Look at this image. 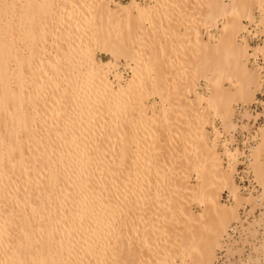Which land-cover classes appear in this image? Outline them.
I'll return each instance as SVG.
<instances>
[{
    "label": "bare ground",
    "instance_id": "obj_1",
    "mask_svg": "<svg viewBox=\"0 0 264 264\" xmlns=\"http://www.w3.org/2000/svg\"><path fill=\"white\" fill-rule=\"evenodd\" d=\"M256 9L264 38V0H0V264H213L244 199L206 126L254 101Z\"/></svg>",
    "mask_w": 264,
    "mask_h": 264
},
{
    "label": "rangeland",
    "instance_id": "obj_2",
    "mask_svg": "<svg viewBox=\"0 0 264 264\" xmlns=\"http://www.w3.org/2000/svg\"><path fill=\"white\" fill-rule=\"evenodd\" d=\"M132 1L134 0H115V5L125 7ZM135 1L145 5L154 0ZM225 2L229 3V0H225ZM254 15L256 18L254 23L244 20V25L247 26L250 34L243 32L238 38L240 43H243V38L246 39L250 46V54H254V50L260 47L264 41L259 26L262 12L260 13V9H256ZM222 28L223 21L220 20L217 27L210 29V36L217 38ZM204 37L207 41L206 33ZM94 58L102 66L114 62L113 56L105 51L97 50L94 53ZM126 64L127 61L121 59L117 63V71L109 76L112 82H116L115 85H117V81L114 75L117 73L122 75L124 81L131 79V69ZM248 67L258 70L261 84L259 88H255L254 101L248 103V105L239 103L234 107L233 123L236 126L235 129L225 130L224 123L219 118H215L213 124L206 126L212 139H215V136L219 134L218 142L216 140L217 151L223 160L225 169H229L230 165H232L231 168L234 166V181L240 189L241 197L244 199L242 206L238 208V220L232 222L233 224H231L228 233L222 239L223 247L216 249L217 259L213 264H264V190L256 180L251 168V151L256 147L261 131L264 129L263 54L261 52L256 53V57L251 58ZM225 87L232 88L228 82L225 83ZM197 93L203 97L207 96L208 89L204 81L200 82ZM149 101V105H156L159 109L158 107L161 104L159 97L153 96ZM183 133L187 134V132ZM236 150L238 151L237 162H232L228 154H235ZM191 184L193 186L197 184L196 177H192ZM220 202L228 207L235 204L233 195L226 189L222 192ZM193 209L196 213L201 212L196 205L193 206Z\"/></svg>",
    "mask_w": 264,
    "mask_h": 264
}]
</instances>
